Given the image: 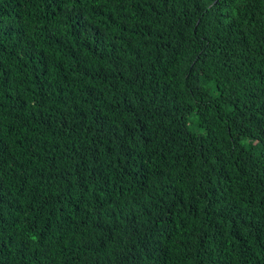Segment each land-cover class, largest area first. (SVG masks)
<instances>
[{
    "label": "trees",
    "instance_id": "16d2710c",
    "mask_svg": "<svg viewBox=\"0 0 264 264\" xmlns=\"http://www.w3.org/2000/svg\"><path fill=\"white\" fill-rule=\"evenodd\" d=\"M0 264H264V0H0Z\"/></svg>",
    "mask_w": 264,
    "mask_h": 264
},
{
    "label": "rangeland",
    "instance_id": "374dc122",
    "mask_svg": "<svg viewBox=\"0 0 264 264\" xmlns=\"http://www.w3.org/2000/svg\"><path fill=\"white\" fill-rule=\"evenodd\" d=\"M192 118L194 119L195 116H193ZM192 128L198 133H200L202 131V129L199 126L197 127L196 125H193Z\"/></svg>",
    "mask_w": 264,
    "mask_h": 264
}]
</instances>
